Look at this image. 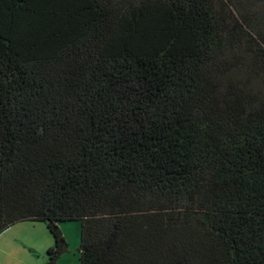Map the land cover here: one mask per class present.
<instances>
[{
	"label": "trees",
	"instance_id": "trees-1",
	"mask_svg": "<svg viewBox=\"0 0 264 264\" xmlns=\"http://www.w3.org/2000/svg\"><path fill=\"white\" fill-rule=\"evenodd\" d=\"M46 264H264V0H0V235Z\"/></svg>",
	"mask_w": 264,
	"mask_h": 264
},
{
	"label": "rangeland",
	"instance_id": "rangeland-1",
	"mask_svg": "<svg viewBox=\"0 0 264 264\" xmlns=\"http://www.w3.org/2000/svg\"><path fill=\"white\" fill-rule=\"evenodd\" d=\"M61 229L69 243V253L57 264H79L80 223L65 222ZM0 264H46L47 248L54 246L53 236L43 222L18 223L0 235Z\"/></svg>",
	"mask_w": 264,
	"mask_h": 264
},
{
	"label": "crops",
	"instance_id": "crops-1",
	"mask_svg": "<svg viewBox=\"0 0 264 264\" xmlns=\"http://www.w3.org/2000/svg\"><path fill=\"white\" fill-rule=\"evenodd\" d=\"M3 242H4V241H0V247L2 246ZM49 248H51V247L48 246L47 250H48Z\"/></svg>",
	"mask_w": 264,
	"mask_h": 264
}]
</instances>
